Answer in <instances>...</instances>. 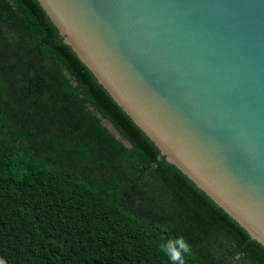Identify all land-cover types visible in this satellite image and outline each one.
<instances>
[{
    "label": "trees",
    "instance_id": "obj_1",
    "mask_svg": "<svg viewBox=\"0 0 264 264\" xmlns=\"http://www.w3.org/2000/svg\"><path fill=\"white\" fill-rule=\"evenodd\" d=\"M173 249L185 264H264V246L167 162L39 2L0 0V260L172 264Z\"/></svg>",
    "mask_w": 264,
    "mask_h": 264
},
{
    "label": "water",
    "instance_id": "obj_2",
    "mask_svg": "<svg viewBox=\"0 0 264 264\" xmlns=\"http://www.w3.org/2000/svg\"><path fill=\"white\" fill-rule=\"evenodd\" d=\"M37 1L167 162L264 246V0Z\"/></svg>",
    "mask_w": 264,
    "mask_h": 264
},
{
    "label": "clouds",
    "instance_id": "obj_3",
    "mask_svg": "<svg viewBox=\"0 0 264 264\" xmlns=\"http://www.w3.org/2000/svg\"><path fill=\"white\" fill-rule=\"evenodd\" d=\"M179 244V247L183 249L185 252H190V247L187 246L185 243L181 241H177ZM168 249H172V242L170 241L166 246H162V250L166 251ZM170 260L172 261V264H185L184 260L180 258V255L178 252H176L173 249L172 255L170 256ZM0 264H4L3 260H0Z\"/></svg>",
    "mask_w": 264,
    "mask_h": 264
},
{
    "label": "rangeland",
    "instance_id": "obj_4",
    "mask_svg": "<svg viewBox=\"0 0 264 264\" xmlns=\"http://www.w3.org/2000/svg\"><path fill=\"white\" fill-rule=\"evenodd\" d=\"M103 125L111 132L113 133L118 140H120L124 145L129 146L127 142L124 141V139L118 134L116 129L108 122L103 121Z\"/></svg>",
    "mask_w": 264,
    "mask_h": 264
}]
</instances>
